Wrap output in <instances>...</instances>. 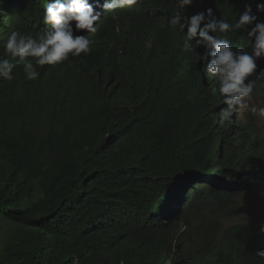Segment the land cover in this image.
<instances>
[{
    "label": "trees",
    "instance_id": "obj_1",
    "mask_svg": "<svg viewBox=\"0 0 264 264\" xmlns=\"http://www.w3.org/2000/svg\"><path fill=\"white\" fill-rule=\"evenodd\" d=\"M45 1L0 0V45L12 31L35 30L33 5ZM173 1L143 0L125 22L119 14L107 24L120 54L109 97L95 81L93 49L42 66L34 81L19 66L13 80L0 78V232L12 225L0 264H160L133 243L166 219L176 220V231L183 215L164 210L166 196L187 171L201 173L184 207L194 213L189 219L197 232H186L178 251L172 239L158 242L171 264H264L252 259L254 243L244 241L249 235L260 249L259 230L240 223L215 239L219 229L210 227V236L199 229L201 212L234 205L238 184L253 191L259 162L250 152L240 154V131L220 125L222 97L196 52L155 51ZM260 2L195 0L192 8H211L232 23L246 4L264 19L256 11ZM230 33L247 47L243 30ZM129 133L135 152L124 156ZM219 176L233 181L228 189L218 186Z\"/></svg>",
    "mask_w": 264,
    "mask_h": 264
},
{
    "label": "clouds",
    "instance_id": "obj_2",
    "mask_svg": "<svg viewBox=\"0 0 264 264\" xmlns=\"http://www.w3.org/2000/svg\"><path fill=\"white\" fill-rule=\"evenodd\" d=\"M142 2L143 0H46L35 3L32 9L35 30L12 31L0 45L3 48V57H7H0V78L7 81L13 80V69L19 66V70L23 69L25 78L34 81L40 76L38 69L42 66L58 65L68 60L70 55L78 57L93 49L95 81L99 68V80L102 81L101 75L111 69V64L102 66L100 60L103 61L105 56L100 58L97 54L103 45L107 46L110 56L115 60L113 61L116 63L115 69L120 63L116 41L110 38L112 33L107 24L117 19L119 14H122L123 22H125L130 11ZM194 2L195 0L173 1L172 9L164 16L158 27L162 30L157 33L156 47L158 49L155 51L158 52L166 46L196 52V57L203 65L201 71L205 78L216 82L218 94L222 97L224 107L219 112L220 125L223 126L228 122L233 129L240 131L244 135L240 154L250 152L259 162L255 172L256 177L253 180L255 184L253 191L249 192L248 185L238 184L233 190L236 195L234 205L216 213L201 212L202 224L199 229L207 236L211 235L210 227L219 229L214 236L215 239H218L229 227L240 223L259 230L262 237L260 249L253 237L248 235L244 241L251 240L254 243L252 259L258 257L264 263V219L262 220L264 216V139L251 124L244 123L237 116L242 109H249L255 117L264 121V107L248 104L252 94L259 91V87L264 91V19L253 14L251 5L246 4L239 18L229 23L225 19H217L211 8L196 13L192 8ZM256 11L264 12V0L256 4ZM38 25L41 28L40 31H38ZM241 30L247 36L246 39L242 38L247 45L246 48L238 43L237 36L233 37L230 33ZM112 86L114 88L115 84ZM112 86L109 80L105 89L106 96ZM12 87L20 89L15 84ZM105 93H102L104 97ZM38 125L31 129L34 133L40 127ZM132 135L129 133L124 136L123 140L126 144L133 146V150H126L124 156H128L130 151L135 152L136 140L132 138ZM221 146L223 149V142ZM200 174L198 171H187L177 175L166 196L164 210L183 215L177 224V236L171 226L176 220L166 219L161 227L149 231L147 237L144 236V239L137 244L149 246L150 243L161 251L158 248V242L172 239V248L178 251L176 246L185 239L186 232L191 231L193 236L195 235L197 227L193 229L189 219L194 213L184 212V207L188 192L198 183ZM232 182L225 177H217V184L221 188L228 189ZM241 199L247 203L256 200L257 211L254 219L236 220L237 211L242 210ZM161 252L167 256L166 264H171L172 257L167 251ZM239 258L241 259L240 253Z\"/></svg>",
    "mask_w": 264,
    "mask_h": 264
},
{
    "label": "rangeland",
    "instance_id": "obj_3",
    "mask_svg": "<svg viewBox=\"0 0 264 264\" xmlns=\"http://www.w3.org/2000/svg\"><path fill=\"white\" fill-rule=\"evenodd\" d=\"M104 45L97 51V54L100 55V58L105 56V59L102 61L100 60L102 66H108L110 65L111 69L109 72H105L103 75H101L102 81L100 79V68L99 71L96 72L97 78L96 81L98 84L103 86V92L105 93V89L107 85L109 84V80L111 78L112 72L116 67V63L113 62L115 61L111 54L108 52L107 46L104 47ZM113 86L110 88V91L107 93V97L111 94ZM102 92V93H103ZM248 104L250 106H256V107H264V91L261 90L259 87V91L252 94V99L248 101ZM241 120H243L244 123L251 124L259 133V136L264 139V121L259 120L257 117H255L249 109H242L241 113L237 115ZM127 148H130L133 150V146H127ZM264 148V147H263ZM132 162L128 161V165H131ZM131 166H128L127 169H130ZM241 207L242 210H238L236 213V220H240L241 218L243 219H254L255 213L257 211V202L256 200L245 201L244 199H241ZM5 229L0 232V250L4 247L7 239L9 238V233L6 231V229H9L12 227L10 224H4ZM184 231V230H183ZM136 247L138 244L133 243ZM142 251H144L149 258H153L154 260L159 259L160 264H163L167 260V256L164 255L161 251H158L155 246H151L149 243V246H143ZM170 261H168L169 263Z\"/></svg>",
    "mask_w": 264,
    "mask_h": 264
}]
</instances>
